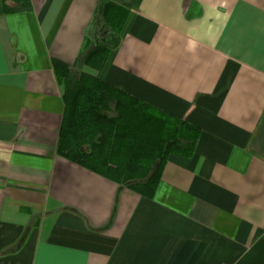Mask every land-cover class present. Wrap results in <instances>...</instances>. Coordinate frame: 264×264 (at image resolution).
I'll return each mask as SVG.
<instances>
[{"label":"crops","instance_id":"obj_1","mask_svg":"<svg viewBox=\"0 0 264 264\" xmlns=\"http://www.w3.org/2000/svg\"><path fill=\"white\" fill-rule=\"evenodd\" d=\"M110 1L99 77L201 130L152 199L57 152ZM0 264H264V0H0Z\"/></svg>","mask_w":264,"mask_h":264},{"label":"trees","instance_id":"obj_2","mask_svg":"<svg viewBox=\"0 0 264 264\" xmlns=\"http://www.w3.org/2000/svg\"><path fill=\"white\" fill-rule=\"evenodd\" d=\"M101 12L110 33L83 58V65L97 75L82 73L75 79L69 66L54 62L65 103L57 152L152 199L169 157L192 158L201 130L99 77L119 44L130 10L110 1Z\"/></svg>","mask_w":264,"mask_h":264},{"label":"rangeland","instance_id":"obj_3","mask_svg":"<svg viewBox=\"0 0 264 264\" xmlns=\"http://www.w3.org/2000/svg\"><path fill=\"white\" fill-rule=\"evenodd\" d=\"M101 31H104L103 29H101Z\"/></svg>","mask_w":264,"mask_h":264}]
</instances>
